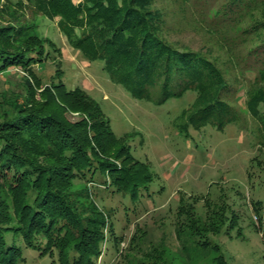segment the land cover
<instances>
[{"label":"rangeland","instance_id":"rangeland-1","mask_svg":"<svg viewBox=\"0 0 264 264\" xmlns=\"http://www.w3.org/2000/svg\"><path fill=\"white\" fill-rule=\"evenodd\" d=\"M143 1L141 10L156 21L155 33L164 43L200 54L221 72L227 85L223 97L238 114L235 122L222 130L187 123L192 111L203 104L195 90L160 104L136 99L112 82L101 60L88 62L71 46L58 16L47 15L36 0H0V36L2 29H13L14 34L23 31L43 42L33 49L37 62L0 71V125L12 118L8 103L23 102L28 79L37 86L35 98L40 102L39 92L45 87H79L99 105L109 129L129 148L130 163L147 165L151 181L134 199L104 185L107 177L99 172L93 182L71 179L67 189L73 191L70 199L78 215H88L92 202L107 215L108 225L92 264H219L220 255L226 264H264V128L245 104L248 89L264 86V81L253 82L260 63L247 53L264 29L258 36L240 32L264 21V6L248 7L242 22L231 29L229 23L214 26L220 22L213 17L225 0ZM22 40L16 35L9 49L20 47ZM63 117L70 122L81 118L78 112ZM114 162L128 166L123 156ZM3 194L10 224H16L11 196L6 189ZM182 205L209 241L207 247L193 242L188 233L182 239L176 235L177 210ZM217 207L229 216L221 225L214 215ZM3 235L23 249L16 264H61L57 250L45 253L25 247L10 231ZM39 244L43 247L44 240ZM73 258L70 253L69 261Z\"/></svg>","mask_w":264,"mask_h":264},{"label":"trees","instance_id":"trees-1","mask_svg":"<svg viewBox=\"0 0 264 264\" xmlns=\"http://www.w3.org/2000/svg\"><path fill=\"white\" fill-rule=\"evenodd\" d=\"M36 1L47 15L60 18L58 25L74 49L88 62L101 60L112 82L136 99L160 104L186 90H195L203 104L192 111L187 123L222 130L238 118L236 109L223 97L227 85L221 72L200 54L179 51L164 43L155 33L156 21L146 18V11L141 10L145 1ZM259 6H264V0H225L213 17L220 22L214 26L229 23L232 29L233 24L242 22L248 7ZM261 22L240 32L258 36L264 29ZM6 30L2 29L0 36V71L10 65L23 68L37 62L32 57L33 49L42 47L43 42L23 31L14 34L13 29ZM16 35L23 39L22 44L9 49ZM257 39L258 43L247 52L260 63L253 82L264 81V33ZM25 87L28 91L23 102L15 99L8 103L12 118L0 125V264H16L22 259L23 249L7 242L3 235L6 231L21 238L25 247L45 253L57 250L61 264H92L100 251L103 228L108 225L107 215L91 201L93 205L86 210L91 213L80 217L70 199L73 191L67 189L71 179L93 182L94 174L99 172V176L107 177L104 185H112L115 191L134 199L140 188H147L150 172L145 163H130L133 158L129 148L109 129L101 108L84 90H67L63 84H56L39 92L40 102L35 98L37 86L31 80ZM152 89L157 93L153 94ZM245 104L264 128V86L248 89ZM66 112H78L81 118L70 122L63 117ZM120 156L128 166L115 164ZM4 189L15 206L16 224H10ZM183 209L184 205L177 210L176 235L182 239L188 233L193 242L207 247L204 233ZM214 213L220 225L227 222L229 216L224 215L222 207ZM40 240H44L43 247ZM70 253L74 254L71 262ZM216 259L226 264L223 256Z\"/></svg>","mask_w":264,"mask_h":264}]
</instances>
